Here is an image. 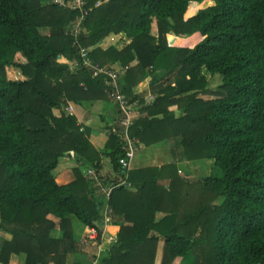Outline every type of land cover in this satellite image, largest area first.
Segmentation results:
<instances>
[{
    "label": "trees",
    "instance_id": "1",
    "mask_svg": "<svg viewBox=\"0 0 264 264\" xmlns=\"http://www.w3.org/2000/svg\"><path fill=\"white\" fill-rule=\"evenodd\" d=\"M45 1L0 0V232L11 236L0 239V264L11 255L24 264H66L79 253L73 222L98 225L102 202L78 171L61 186L54 170L71 151L97 170L100 155L67 103L108 100L120 120L104 78L82 65L69 35L76 12ZM84 2L90 12L78 45L94 64L121 69L118 85L129 103L143 104L133 94L143 79L160 85L130 137L145 144L172 138L186 161L213 163L195 183L173 163L130 171V188L110 194L119 229L96 264H155L160 245V264H264V0ZM109 35H121L118 45L98 47ZM168 35L197 42L172 46ZM214 76L221 84L210 90ZM171 106L182 115L174 117ZM111 145L116 178L102 179L105 188L120 176L119 126L109 132Z\"/></svg>",
    "mask_w": 264,
    "mask_h": 264
},
{
    "label": "crops",
    "instance_id": "2",
    "mask_svg": "<svg viewBox=\"0 0 264 264\" xmlns=\"http://www.w3.org/2000/svg\"><path fill=\"white\" fill-rule=\"evenodd\" d=\"M111 38L113 39L105 38L104 41H102L98 45V47L105 50L108 47L118 45V41L120 40L121 35H113V37ZM151 82L152 79L150 77H147L133 88V94L135 96L137 95L139 97V101L143 102L142 105H139L136 108V120L144 119L148 116V112L144 111L143 109L146 107V104L150 101V97L152 99L156 97L158 89L157 87H159L160 85L159 83H155L153 87H151ZM199 97L202 98L201 95ZM68 107L72 109L73 116L76 118L78 125H81L82 128H86L88 130V140L94 150L100 155V160L98 163L99 167L97 170H95L92 164L88 163L84 159H80L79 157L75 156L74 152H67L64 156L59 159L58 165L54 170L55 182L61 186L71 184L75 180L77 174L76 171H78L83 178L89 180V177L87 176V171L89 169L93 170L99 179L101 178V182L102 179H107L109 181L114 180L116 178V171L113 169V164L111 162L110 156V153H112L113 151V146L111 145V147H107V143L109 141V132L113 131L119 126L117 123L119 122V116L113 104L108 100L94 98L88 101H83L79 104L68 102L67 108ZM168 110L174 114V117L181 116L183 113V109H178L176 106H171L168 108ZM155 118L161 119L162 115L159 114L155 116ZM140 129L142 128L140 127ZM144 129H168V126L156 124L152 127H149L147 124H145ZM144 139L145 141L149 142V144H145L144 142L136 139L139 141V146L137 147V150L135 152L130 171H132L133 169H141L147 167H161L165 164L171 163L177 166L178 171L180 170V167L182 166L180 164V161H177L179 151L177 149V143L175 139L164 138L162 140H152V138L150 137ZM181 163L186 164V161H181ZM89 182V189H92V183L90 180ZM95 197L97 200L102 198L101 195L98 194H95ZM76 226H78L77 229H79L78 239H80L85 227H81L77 222H73L74 230L76 229ZM118 229L119 226L113 223L106 227V236L108 232L110 233V236H107V238L115 237ZM0 239L10 241L11 236L9 234L0 232ZM107 246L108 245L104 244L102 248L105 249V247ZM94 257L95 255L93 256V258ZM161 257L162 245L157 248L155 264H160ZM22 258L16 255H11L9 264H23ZM175 261L177 262V264H179L181 262V258H176L173 263H176Z\"/></svg>",
    "mask_w": 264,
    "mask_h": 264
},
{
    "label": "built area",
    "instance_id": "3",
    "mask_svg": "<svg viewBox=\"0 0 264 264\" xmlns=\"http://www.w3.org/2000/svg\"><path fill=\"white\" fill-rule=\"evenodd\" d=\"M46 5H57L59 7L76 12L75 19L69 29V35L74 39V44L77 46L81 63L86 67L93 77L102 76L105 84L108 86L110 91V97L113 102L118 106L120 113L119 127L121 128L122 143H123V154L118 159L119 167V180L116 185L103 187L101 180L97 177L93 170L87 171V176L92 183V189L94 195H101L102 205L100 207V223L96 226H86L83 230L80 243L83 246H93L101 248L104 244L110 245L115 243L114 238H106V227L111 225L113 220V211L108 204L110 194L116 187L130 188L128 182V173L131 169V164L134 159L135 152L139 146V141L132 139L129 135L130 128L134 125L137 119L138 103H129L128 98L120 91L118 85V79L121 69L117 66L101 67L94 64L89 54V49L78 45L79 36L84 33L83 23L88 16L90 9L86 8L84 0H46ZM78 63H72V69L77 67ZM150 100L152 98L150 97ZM67 112L73 115L72 109L67 108ZM94 262L97 263V258L94 257Z\"/></svg>",
    "mask_w": 264,
    "mask_h": 264
},
{
    "label": "rangeland",
    "instance_id": "4",
    "mask_svg": "<svg viewBox=\"0 0 264 264\" xmlns=\"http://www.w3.org/2000/svg\"><path fill=\"white\" fill-rule=\"evenodd\" d=\"M206 3H208V1L204 2L203 4H193L194 8L192 7L191 11L187 15H191V13L193 14L199 8L203 7ZM186 17H189V16H186ZM45 33H46V31L42 30V34H45ZM111 37H113V35H109L106 38L113 39ZM109 39H107V40H109ZM176 40L180 41L181 44L175 45L174 42ZM167 41H169L170 45L177 46V47H191L197 42V41H194L192 39L189 40L186 37L174 38L173 35H168ZM220 84H221V78L219 76H214L213 78H211L209 80L208 89L214 90ZM201 96H202V99H204V100H208V99L212 98V96L205 95V94L201 95ZM178 151H179V156L177 158L178 159L177 161L178 162L180 161V164L182 166V167H180V170L178 171V175L180 177H182L183 179L185 178L186 181H188L189 183H195L197 181H200L203 178L209 177V175L212 173V169H213L212 161H210V160L186 161L181 156V150L178 149ZM181 161H186V164H182ZM107 165H108V163H107ZM77 227L78 226H76V229L74 230V239H75V243H77V247L79 248V250H78L79 253L68 255L66 264H92L95 260L93 258V256L95 255V257L97 259H98V257H101L103 255L104 248H102V247L97 248V247H93L91 245L86 247V246L81 245V243H80L81 237H80V239H78L79 238V229H77ZM55 235H57V232ZM107 236H110L109 232H108ZM19 257L22 258V256H19ZM23 264H24V259H23ZM50 264H53V263H50ZM172 264H177V262L172 263ZM179 264H184V263L180 262Z\"/></svg>",
    "mask_w": 264,
    "mask_h": 264
}]
</instances>
